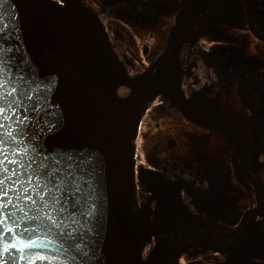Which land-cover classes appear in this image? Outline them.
Wrapping results in <instances>:
<instances>
[{
	"label": "flooded vegetation",
	"instance_id": "flooded-vegetation-1",
	"mask_svg": "<svg viewBox=\"0 0 264 264\" xmlns=\"http://www.w3.org/2000/svg\"><path fill=\"white\" fill-rule=\"evenodd\" d=\"M81 2L154 91L133 141L151 231L136 264H264V0Z\"/></svg>",
	"mask_w": 264,
	"mask_h": 264
},
{
	"label": "water",
	"instance_id": "water-1",
	"mask_svg": "<svg viewBox=\"0 0 264 264\" xmlns=\"http://www.w3.org/2000/svg\"><path fill=\"white\" fill-rule=\"evenodd\" d=\"M0 13L13 60L30 66L43 81L44 107L58 124L47 147L91 160L94 214L75 226L78 232L88 230L80 238L82 248L64 252L62 239L41 234L32 237L29 261L136 264L151 231L148 218L135 208L133 141L152 86L127 81L102 23L81 0H7ZM122 85L131 89L125 97L118 93ZM0 227L13 226L5 221ZM72 227L66 223L59 230Z\"/></svg>",
	"mask_w": 264,
	"mask_h": 264
},
{
	"label": "snow or ice",
	"instance_id": "snow-or-ice-1",
	"mask_svg": "<svg viewBox=\"0 0 264 264\" xmlns=\"http://www.w3.org/2000/svg\"><path fill=\"white\" fill-rule=\"evenodd\" d=\"M5 3L0 0V9ZM6 28L0 25V225L7 221L13 227H0V264H43L28 259L36 243L32 237L51 233L64 241V252L82 248L80 238L88 230L75 226L94 214L91 160L47 147L58 124L44 107L43 81L13 60ZM66 223L72 230L60 231ZM21 226L23 231H15ZM20 241L25 243L18 247Z\"/></svg>",
	"mask_w": 264,
	"mask_h": 264
}]
</instances>
